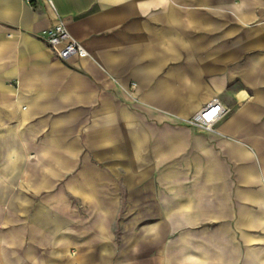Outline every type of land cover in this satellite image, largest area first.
I'll return each instance as SVG.
<instances>
[{"label":"crops","instance_id":"1","mask_svg":"<svg viewBox=\"0 0 264 264\" xmlns=\"http://www.w3.org/2000/svg\"><path fill=\"white\" fill-rule=\"evenodd\" d=\"M0 264H264V0H0Z\"/></svg>","mask_w":264,"mask_h":264},{"label":"built area","instance_id":"2","mask_svg":"<svg viewBox=\"0 0 264 264\" xmlns=\"http://www.w3.org/2000/svg\"><path fill=\"white\" fill-rule=\"evenodd\" d=\"M49 5L54 10L50 1ZM41 36L44 38L50 50L61 61H67L72 57L85 58L88 56L83 45L74 40L69 34L67 21L58 15H56V19L52 25L41 31ZM226 112L219 100L213 99L208 105L188 119L186 123L189 126L209 131L213 123L225 115Z\"/></svg>","mask_w":264,"mask_h":264},{"label":"snow or ice","instance_id":"3","mask_svg":"<svg viewBox=\"0 0 264 264\" xmlns=\"http://www.w3.org/2000/svg\"><path fill=\"white\" fill-rule=\"evenodd\" d=\"M210 118V117H209Z\"/></svg>","mask_w":264,"mask_h":264}]
</instances>
